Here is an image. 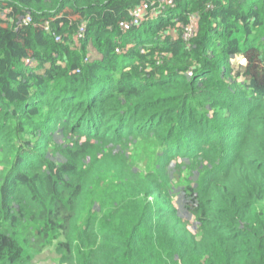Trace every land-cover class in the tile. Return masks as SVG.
I'll return each mask as SVG.
<instances>
[{"label": "trees", "instance_id": "obj_1", "mask_svg": "<svg viewBox=\"0 0 264 264\" xmlns=\"http://www.w3.org/2000/svg\"><path fill=\"white\" fill-rule=\"evenodd\" d=\"M144 2L0 0V264H264V0Z\"/></svg>", "mask_w": 264, "mask_h": 264}, {"label": "built area", "instance_id": "obj_2", "mask_svg": "<svg viewBox=\"0 0 264 264\" xmlns=\"http://www.w3.org/2000/svg\"><path fill=\"white\" fill-rule=\"evenodd\" d=\"M176 0H145V2L131 11V25L140 24L150 12L156 14L160 10V6L163 5H174ZM32 21L31 16H27L23 19V23L28 24ZM197 17L193 15L190 17L189 23L185 26V39L191 38L197 29ZM123 26H127V23H123ZM47 31H50V26L47 23L45 26ZM85 29L84 26L80 27L78 37H82ZM56 40H60V36L55 37Z\"/></svg>", "mask_w": 264, "mask_h": 264}, {"label": "rangeland", "instance_id": "obj_3", "mask_svg": "<svg viewBox=\"0 0 264 264\" xmlns=\"http://www.w3.org/2000/svg\"><path fill=\"white\" fill-rule=\"evenodd\" d=\"M132 153H133L132 154L133 160L136 161L137 163L140 162L142 164L143 159H147L145 157L146 145H144L143 143L141 144L140 148L138 149L134 148L132 150ZM186 219L189 221L190 229L193 230L195 224L194 218L187 213ZM29 264H62V263H59L54 245L49 244L46 245L42 250L35 253Z\"/></svg>", "mask_w": 264, "mask_h": 264}, {"label": "clouds", "instance_id": "obj_4", "mask_svg": "<svg viewBox=\"0 0 264 264\" xmlns=\"http://www.w3.org/2000/svg\"><path fill=\"white\" fill-rule=\"evenodd\" d=\"M27 62L30 63L31 61L28 60ZM189 228H190V226H189ZM195 229H197L196 222H195V224H194V229H193V230L191 229V230H192L193 232H195Z\"/></svg>", "mask_w": 264, "mask_h": 264}]
</instances>
